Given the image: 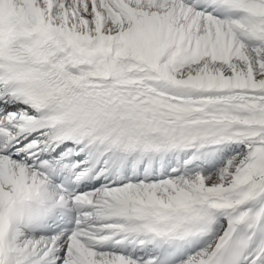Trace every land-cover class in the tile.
Listing matches in <instances>:
<instances>
[{
    "label": "bare ground",
    "instance_id": "1",
    "mask_svg": "<svg viewBox=\"0 0 264 264\" xmlns=\"http://www.w3.org/2000/svg\"><path fill=\"white\" fill-rule=\"evenodd\" d=\"M64 1L36 0L35 7H26L24 11L50 17L61 25L66 8L58 11L57 6ZM75 1L79 6L88 2L87 9L79 7V17L86 22L84 35L91 37L109 33L112 22L115 26L112 34H118L117 41L121 42L122 36L131 38L130 42H125L126 56L143 59L148 67L159 72L158 78L162 82L158 80L153 83L145 75L134 79L129 75L128 64L123 63L118 69L113 61L110 62L108 58L97 61L94 51L80 46L77 56L84 65V72L83 79L73 87L74 92L106 99L110 105L105 108L106 113L123 111L129 115H139L155 126L182 130L188 135L197 134L199 130L211 132L199 142L210 153L202 159L211 173L161 178L153 185L140 183L98 190V199L85 201L84 205L97 208L95 211L100 212V216L107 209L106 204L114 203L116 198L127 206L135 202L159 203L164 206L168 216L212 213L215 218L212 236L180 264H209L212 259L227 254L237 238L245 243L240 264H264V95H259L264 91V40L260 38V33L264 32V15L237 19L244 20L242 26L236 20L217 19L210 13L192 11L181 0H128L135 4L130 8V15L124 11L119 14L121 0ZM102 5L106 12L102 10ZM88 10H95V17ZM192 20L199 30L205 32L203 38H189L178 32V25ZM244 28L247 33L243 32ZM77 30L81 31L80 28ZM232 31L238 38L234 49L236 56L231 61L225 57V63H219L223 76L215 77L220 80L213 83L216 86H207L203 77H185L187 80H184V76H180L178 72L181 70L198 71L202 59L211 60V44L218 43L219 35L223 33L233 37ZM185 40L186 46L183 47ZM258 44L260 48H257ZM108 52H104L105 57ZM198 52L202 53L200 58ZM164 64L169 66L170 72L167 67L164 68ZM194 66L196 68L192 69ZM112 69L115 72L119 70L120 76H114ZM171 86H175L174 91ZM19 106L15 102L3 105L6 116L0 120V127H3L0 142L6 141L23 127L35 124L36 116L32 114L28 119L12 124L11 120L14 119L10 117L11 112L18 110ZM50 132L44 131L35 140L23 146L17 145L13 157L0 159V178L4 190H14L18 184L38 180L34 173L26 169L29 162L27 151L31 146L47 142ZM232 156L236 158L231 160ZM117 215L116 223L131 222L124 218L127 215ZM89 227L103 228L104 225L91 222ZM92 228L84 232L82 238L79 236L76 239V243L81 241L83 244L80 248L63 239L59 245H55L60 248L59 254H50L43 262L54 264L56 255L67 252V257L61 258V264H87L88 260L92 264H144L139 258L130 260L119 249L99 251L101 235ZM14 235L18 237L13 236L12 243L23 242L20 250L25 248L35 256L45 254L47 246L39 237H30L20 230L15 231Z\"/></svg>",
    "mask_w": 264,
    "mask_h": 264
},
{
    "label": "rangeland",
    "instance_id": "2",
    "mask_svg": "<svg viewBox=\"0 0 264 264\" xmlns=\"http://www.w3.org/2000/svg\"><path fill=\"white\" fill-rule=\"evenodd\" d=\"M59 1H62V0H59ZM133 1H136V0H133ZM137 2V1H136ZM88 2H86L85 4H84V6L83 5H80L79 6V4L75 1V0H65L63 3H61V8L62 9H60L58 6V11H62V10H64L65 8H66V11H67V18H69V23L70 24H75V25H78L77 27H70V28H75V29H78V28H80L81 29V26L83 27V28H85V24L84 23H86L82 18L83 17H79L80 16V10H79V7H80V9H87L88 8V4H87ZM63 4V5H62ZM67 4V5H66ZM109 4H111L110 3V1H109ZM132 4L133 5H135L133 2H132ZM60 5V4H59ZM141 5H142V1H141ZM144 5V4H143ZM86 7V8H85ZM101 8H102V10H104V12H106V10H105V8L103 7V5L101 6ZM89 11V13L91 12L90 10H88ZM99 11H100V9H99ZM108 11H110L109 9H108ZM94 13H95V10L93 11ZM93 12H91L90 14H92L91 16H95V14L93 13ZM101 12V11H100ZM118 12H119V14H122L123 13V10L122 9H119L118 10ZM65 10H64V15H65ZM94 14V15H93ZM98 22H100V21H98ZM94 23V21L92 22V24ZM240 24H243V21H240L239 22ZM237 24V23H236ZM110 26H111V30H112V32H111V34L112 33H114V30H115V26L112 24V22H110V24H109ZM113 26V27H112ZM124 23H123V25H122V28H124ZM91 28V27H90ZM92 29V28H91ZM177 29L179 30L178 32H180V34H183L184 36H186V37H189V38H197V39H201V37L203 38L204 36H205V32L204 31H202V30H199L198 29V27L194 24V21L192 20V21H189V22H187V23H185V22H182L180 25H178L177 26ZM84 31V30H83ZM104 31H106L105 29H104ZM202 31V32H201ZM243 32H246L247 33V29H243ZM232 34H233V37L232 36H230V35H227V34H220L219 35V42L217 43V42H215L213 45L211 44V46H213L212 48H211V56H212V59L211 60H206V59H202V64H201V66H200V68L199 69H197L198 71H195V72H193V71H191L190 69H185V70H181V72L179 71L178 73L180 74V76L182 75V76H184V80H187V79H185V77H190V78H196V79H198L199 77L201 78V77H203L204 78V81H205V84L207 85V86H216L215 84H213V83H215V82H217V81H220V80H217V78H215L216 76H218V77H221V76H223V73H222V70H221V67H220V65H219V63H222L223 61H224V59H225V57L227 58V61H231V60H234L235 59V56H236V53H235V47H236V45L238 44V38H237V34L234 32V31H232L231 32ZM230 33V34H231ZM211 35V34H210ZM224 35V36H223ZM226 35V36H225ZM221 39V40H220ZM215 40V39H214ZM125 45H126V43H125ZM231 46V47H230ZM124 48V49H123ZM123 48H119V50H122V51H120L118 54H119V56L120 55H126V47H123ZM257 48H260V44H258L257 45ZM217 50V51H216ZM194 51V48H192L191 49V52H193ZM226 53V54H225ZM235 53V54H234ZM113 55H114V53H111L110 54V57L111 58H113ZM200 55L202 56V53L201 52H198L197 53V56H198V58H200ZM116 56V55H115ZM123 58H125V56H121V58L120 59H122L123 60ZM214 59V60H213ZM231 59V60H230ZM122 60H119V62H121V63H119V66L121 65H123V63L124 64H128L127 62H124V61H122ZM262 62L264 63V57L262 56ZM109 61L110 62H112L113 61V63H115V61L114 60H112V59H109ZM218 61V62H217ZM225 62H223V64H224ZM218 64V65H217ZM129 65V64H128ZM188 65H190V64H188ZM116 66V65H115ZM164 66V68H166L169 72H170V68H169V66H167V64H164L163 65ZM192 66V65H191ZM190 66V67H191ZM117 67V66H116ZM139 67V65H137V64H135V63H133L132 64V68H138ZM204 67V68H203ZM194 68H196L195 66L194 67H192V69H194ZM148 68L146 67V66H143V67H140L139 69H138V71H139V74H147V72H149V74H148V76L147 77H149L150 78V80L153 82V83H157L158 82V80H159V78H158V76H156V74L157 73H155L154 71H148L147 70ZM201 70V71H200ZM215 70H217L216 72H215ZM219 70H221V71H219ZM112 71H113V74H114V76H117V77H119L120 76V73H116L115 72V69L113 70L112 69ZM141 72V73H140ZM184 72V73H183ZM116 73V74H115ZM133 73H138L137 71H135V72H133ZM198 73V74H197ZM133 78H134V76H133V74H130ZM135 75V74H134ZM198 75V76H197ZM136 76V75H135ZM194 76V77H193ZM134 79H136V78H134ZM216 79V80H215ZM161 80V79H160ZM159 80V81H160ZM160 82H162V81H160ZM160 82H159V84H160ZM229 83V82H228ZM174 87L175 86H171V90L172 91H174ZM203 88H205V89H209L208 87H205V86H203ZM250 93H251V91H249ZM203 93H205V91H203ZM236 93H239V92H236ZM259 95H264V91H262V92H260L259 93ZM221 100V99H220ZM24 111H26L25 109H20V110H18V112H16L15 113V115L13 116V122H12V124H15L16 123V121H18L19 119H21V118H25V114L23 113ZM15 122V123H14ZM18 122H21V120L20 121H18ZM210 132H207V134H209ZM236 158V156H232V158H230L231 160H234ZM253 159H255V157H253ZM25 160V159H24ZM23 160V161H24ZM222 167V166H221ZM96 199H98V198H96ZM227 221H229V218L227 219ZM29 239H31V238H29ZM48 247V246H47ZM46 247V248H47ZM56 251H58V248H56V247H54V246H52V245H50V247H48V249H47V253L44 255V256H48L49 254H51V252H56ZM59 252H60V248H59ZM59 252H57L56 254H59ZM63 253H65L64 254V256H63V254H61L60 256L58 255V256H56L57 258L54 260V264H59V262L61 261V258H64V257H67V255L68 254H66V252H63ZM52 256H53V254H51ZM59 257H60V260H59ZM47 258V257H46ZM59 260V262H57ZM71 260H72V258H71Z\"/></svg>",
    "mask_w": 264,
    "mask_h": 264
}]
</instances>
